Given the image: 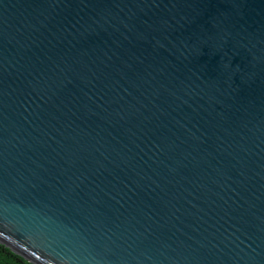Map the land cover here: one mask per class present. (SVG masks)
Instances as JSON below:
<instances>
[{
  "label": "water",
  "instance_id": "obj_1",
  "mask_svg": "<svg viewBox=\"0 0 264 264\" xmlns=\"http://www.w3.org/2000/svg\"><path fill=\"white\" fill-rule=\"evenodd\" d=\"M0 243L264 264V0H0Z\"/></svg>",
  "mask_w": 264,
  "mask_h": 264
},
{
  "label": "trees",
  "instance_id": "obj_2",
  "mask_svg": "<svg viewBox=\"0 0 264 264\" xmlns=\"http://www.w3.org/2000/svg\"><path fill=\"white\" fill-rule=\"evenodd\" d=\"M0 264H34L16 253L5 244L0 243Z\"/></svg>",
  "mask_w": 264,
  "mask_h": 264
}]
</instances>
